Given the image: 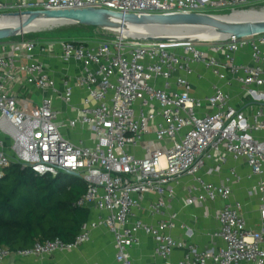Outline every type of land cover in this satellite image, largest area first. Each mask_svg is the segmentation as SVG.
<instances>
[{"label":"built area","instance_id":"obj_1","mask_svg":"<svg viewBox=\"0 0 264 264\" xmlns=\"http://www.w3.org/2000/svg\"><path fill=\"white\" fill-rule=\"evenodd\" d=\"M263 1L0 0V17L84 8L137 16L225 15ZM19 36L0 41V179L12 164L40 176H77L87 191L76 205L90 209L91 218L70 243L56 238L17 251L0 246V262L74 251L103 227L114 234L120 264H133L130 249L140 244L141 232L154 239V255L168 264L176 249L185 251L178 264H264V34L219 41L111 36L97 42ZM55 45L61 62L79 67L76 76L51 75L40 56L51 54ZM245 49L250 62L238 58ZM199 66L219 82L238 84L237 101L218 83L207 97H196L191 77H202ZM23 74L43 93L37 100L14 90ZM76 93L80 104L72 105ZM243 102L248 110L239 107ZM229 158L244 162L249 177H257L259 230L248 228L242 203L231 199L232 183L240 179L236 168L220 183L206 178L220 173ZM186 176L193 184L184 205L223 202L212 233L223 242L217 249L200 250L176 239L170 232L175 213L155 225L137 216L140 210L164 217ZM148 194L158 199L143 206Z\"/></svg>","mask_w":264,"mask_h":264},{"label":"crops","instance_id":"obj_2","mask_svg":"<svg viewBox=\"0 0 264 264\" xmlns=\"http://www.w3.org/2000/svg\"><path fill=\"white\" fill-rule=\"evenodd\" d=\"M50 42L51 40H44ZM2 42V41H1ZM5 43L6 41L3 40ZM2 48V45H0ZM53 51L48 55H41L40 58L48 65V70L51 75L58 80L63 74H68L74 77L79 72V67L74 64L65 65L59 60L58 46L52 47ZM240 61L250 62L249 50L245 49L239 53ZM197 71L202 74V77L194 75L191 77L196 97L205 98L212 92V85L218 83L225 87L226 91L232 96L234 101H237L241 95V88L235 82H219L212 77L210 73L205 71L202 67H197ZM14 90L23 98L37 100L43 93L36 88L27 84L26 75L21 76V82L15 85ZM264 91V87L262 88ZM81 95L76 93L72 105L80 104ZM248 102L238 103L239 107L248 110ZM58 108L68 110L69 116L73 115L72 109L64 106L60 101L56 102ZM264 133H260L262 135ZM77 139V137H76ZM77 141V140H76ZM215 165L214 162L209 163V166ZM236 168L240 179L233 181L232 201H240L243 205L242 213L246 219L247 226L253 230H259L261 226L259 215V195L255 193L254 187L257 182V177H249V170L247 165L242 161H234L232 158L222 165L221 172L212 176H207V180L220 183L226 177H231L230 170ZM204 174V171L202 172ZM193 184L191 177H183L176 187L175 198L168 203L169 207L166 210L164 217H151L146 211H137V216L148 224L155 225L162 218H168L171 214H176V227L171 230V234L178 240L186 241L197 247L200 250L214 248L217 249L222 246V240L214 238V233L218 227L217 213L223 206V202L218 200L208 202L202 206L184 205L183 199L187 198L189 191L188 187ZM253 192V193H252ZM158 199L156 195L148 194L144 197L143 206H146ZM97 217V213L94 215ZM140 244L135 245L130 249V256L133 264H168L166 260L154 255V239L141 232L139 233ZM185 251L176 249L170 261L173 264L183 258ZM0 264H120L116 260V250L114 248V234L107 228H98L91 232L90 239L82 244L74 251L57 252L50 257L44 259H37L34 257L20 259L15 256L10 257Z\"/></svg>","mask_w":264,"mask_h":264},{"label":"trees","instance_id":"obj_3","mask_svg":"<svg viewBox=\"0 0 264 264\" xmlns=\"http://www.w3.org/2000/svg\"><path fill=\"white\" fill-rule=\"evenodd\" d=\"M86 191L77 176H40L12 164L0 179V246L17 251L56 238L75 241L91 218L90 209L76 205Z\"/></svg>","mask_w":264,"mask_h":264},{"label":"water","instance_id":"obj_4","mask_svg":"<svg viewBox=\"0 0 264 264\" xmlns=\"http://www.w3.org/2000/svg\"><path fill=\"white\" fill-rule=\"evenodd\" d=\"M4 15L18 17L19 19L25 17V19L22 28L16 25L0 26V41L17 37L23 32H30H22V29L39 18L56 19L61 22V25L73 23L122 33L124 27L116 20L120 19L141 27L139 30H134L137 32L143 30L144 33L134 38L147 40L219 41L233 36L241 38L264 34V17L246 20L223 19L231 18L233 13L225 15L194 13L137 16L118 14L107 9L84 8L29 11L22 14L8 13Z\"/></svg>","mask_w":264,"mask_h":264},{"label":"rangeland","instance_id":"obj_5","mask_svg":"<svg viewBox=\"0 0 264 264\" xmlns=\"http://www.w3.org/2000/svg\"><path fill=\"white\" fill-rule=\"evenodd\" d=\"M264 1L254 6H250L245 8L244 10H250L245 12L242 16L243 19H252V18H261L264 17ZM257 12V13H254ZM230 14V13H228ZM219 15V14H217ZM21 34H25L26 38L36 39L41 38L44 40H81V41H90V42H97L103 39H109L111 36H121V37H134L131 34L126 35L118 31H111V30H104L99 28H90L88 26H83L79 24H64V25H56L55 27L48 28L42 31H32V32H23ZM20 36L13 37L10 39H6L4 41H14L19 40Z\"/></svg>","mask_w":264,"mask_h":264},{"label":"bare ground","instance_id":"obj_6","mask_svg":"<svg viewBox=\"0 0 264 264\" xmlns=\"http://www.w3.org/2000/svg\"><path fill=\"white\" fill-rule=\"evenodd\" d=\"M250 11V10H247ZM247 11H235L233 13V15L231 16V18H223V19H232V20H246L243 19L242 16L245 14V12ZM264 12V9H263ZM257 13V12H254ZM264 16V15H263ZM263 18V17H261ZM25 17H21V19H19L18 17H12V16H3L0 17V26H4V25H16V26H20L21 28L23 27V21H24ZM252 19H258V18H252ZM118 23H120L121 25H123V34L129 35L131 34L134 37H138L140 35H142L144 32L141 31H136L134 29H141V27L139 26H134L133 24L129 23V22H124L120 19H116ZM61 22L56 20V19H49V18H39L37 20H35L32 24H30L27 27H24L22 29L23 31H42V30H46L48 28H52L55 27L56 25H60ZM118 28V27H117ZM122 29V28H121Z\"/></svg>","mask_w":264,"mask_h":264}]
</instances>
